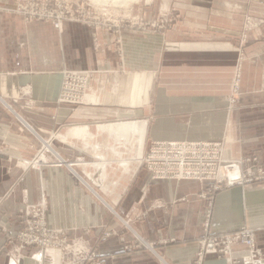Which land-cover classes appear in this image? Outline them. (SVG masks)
<instances>
[{"label":"crops","instance_id":"1","mask_svg":"<svg viewBox=\"0 0 264 264\" xmlns=\"http://www.w3.org/2000/svg\"><path fill=\"white\" fill-rule=\"evenodd\" d=\"M140 1L132 12L156 11L140 19L158 21L166 11L172 21L108 32L66 20L57 29L0 4L1 223L14 232L21 211L41 203L48 224L90 248L98 264H190L205 233L241 227L255 231L264 251V180L201 198L204 183L154 181L140 163L152 139L223 140L225 157L264 163V37L255 38L264 26L247 35L239 92L228 105L243 17H264V0ZM64 71L87 73L88 103H62ZM25 86L31 106L19 97ZM42 145L44 160L52 151L58 163L14 162ZM4 233L0 227V264H47L38 254L11 261ZM247 255L232 246L238 264H264ZM202 264L228 262L208 253Z\"/></svg>","mask_w":264,"mask_h":264},{"label":"built area","instance_id":"2","mask_svg":"<svg viewBox=\"0 0 264 264\" xmlns=\"http://www.w3.org/2000/svg\"><path fill=\"white\" fill-rule=\"evenodd\" d=\"M19 7L25 18L48 21L57 29L61 28L63 20L67 18V15L62 12L49 10L40 0H21ZM69 72H66L63 77L65 84L68 83L70 86L74 85L78 74ZM237 77L236 73L234 80ZM234 83L232 94L228 97L231 106L236 102L238 80ZM223 150L220 141L153 139L150 141L148 151L140 159V163L149 173L150 179L154 181L192 179L204 183L207 193L199 194L201 198L209 195L211 198L221 189L246 186L264 180V163H258L257 157L242 156L238 159H229L224 157ZM17 163L23 165L22 162ZM44 211V208L37 204L27 205L21 211L19 227L14 232H10L4 224L0 225L3 231L7 232L4 233L7 246L15 248L37 246L40 249L44 248L42 245L46 246V242L51 243L58 234L61 235L60 230H53L47 225ZM74 242L77 246H82L78 241ZM197 242L199 249L192 264H202L208 253L223 257L228 264H238L241 259L231 257V249L235 244L243 245L248 249V255L245 258L247 260L264 257L263 249L256 244L255 231L247 227L218 235L205 233Z\"/></svg>","mask_w":264,"mask_h":264},{"label":"rangeland","instance_id":"3","mask_svg":"<svg viewBox=\"0 0 264 264\" xmlns=\"http://www.w3.org/2000/svg\"><path fill=\"white\" fill-rule=\"evenodd\" d=\"M20 1L21 0H0V4L6 5V8L13 12H18L21 15L24 14L20 10ZM43 3L46 4V7L49 10H55L57 12H62L65 15H67V18L63 20H75V21H81L85 23H89V25L93 28H99L100 30L103 29L105 31H118L119 29H158L159 26L161 28H165L167 24H169L172 21V15L170 12L162 11L159 13L158 21L157 19H154L152 21H144L141 18L146 17V15L149 17H153V13L156 11L147 10L144 9V6H142L141 10H138L140 12H143L142 15L139 13L132 12V7L136 2H131L129 6L124 5H112L109 3H96L93 0H40ZM145 0H141L139 4L144 3ZM138 5V4H136ZM154 10V9H153ZM144 11H150V12H144ZM158 14V13H157ZM171 15V16H170ZM26 21H37V20H29L24 17ZM41 21V20H39ZM264 23V17L259 15H244L241 25V31L240 35L238 37L237 41V47H238V53H239V61L236 67V71L233 75L231 88L229 95L232 94V88L234 86V81L236 82L238 80V90L237 94L239 92L240 88V80H241V61H243L246 57L245 55V45L248 43V34L250 32L255 31L256 29L263 27ZM63 24V23H62ZM261 29L260 31H262ZM256 32V31H255ZM264 37V31L262 33H259L255 36V38H262ZM80 72V71H79ZM82 77L86 76V79H88V75L85 72H80ZM237 78L234 80L236 77ZM63 82L62 83V103L67 104H73V105H81L88 103L86 101V98H83V91L81 88V84H78L76 86L73 85H67L65 84V78L62 77ZM24 87V90L20 89L19 91V97L24 99L25 106H31L32 105V98L30 96L34 95L33 89L31 87ZM66 88V89H65ZM37 91V90H35ZM131 93V92H130ZM80 95V96H79ZM133 94L131 93L130 96ZM228 95V96H229ZM237 97V95H236ZM113 98V97H112ZM17 99H14L16 101ZM129 99L125 100L122 99L121 102L123 104H127ZM113 101V100H111ZM114 102V101H113ZM111 103V102H110ZM28 104V105H27ZM228 105H230L229 99H228ZM235 105V104H234ZM232 105V106H234ZM153 140V139H152ZM181 140V139H178ZM197 140H203V139H197ZM212 141H220L222 142L223 148H224V141L223 140H212ZM44 145L41 146V149L37 151L32 158H25L21 156L14 155L13 159L14 162H22L24 163V166H29L33 168H38V166L45 164V163H58L56 159L53 158L52 155H55V153L50 152L49 157H46V160H44L43 157V151ZM224 151V150H223ZM224 155V154H223ZM225 157V156H224ZM256 157V156H255ZM227 158V157H226ZM230 159V158H229ZM39 160V161H38ZM41 161V162H40ZM18 164V163H17ZM26 164V165H25ZM38 206H41L44 208V219L47 225L53 229V230H60L62 234H58L56 238L53 239V242L47 243L46 246L42 245L44 248H38L37 246H27L24 248H14L8 247L6 250L8 251V255H10L11 261L15 258H18L20 256H35L36 254L41 255L43 257V261H45L47 264H85L87 261H89V264H98L95 253L91 251L90 248L86 247L85 245L81 244L82 246H77L76 239L69 237L66 230L62 228H54L51 227L48 224L47 221V209L43 204L37 203ZM3 214L0 213V225L4 224L1 223V216ZM146 245V244H145ZM41 247V246H40ZM196 257V254H195ZM195 258L191 261L190 264L193 263ZM12 263V262H11ZM10 263V264H11Z\"/></svg>","mask_w":264,"mask_h":264},{"label":"bare ground","instance_id":"4","mask_svg":"<svg viewBox=\"0 0 264 264\" xmlns=\"http://www.w3.org/2000/svg\"><path fill=\"white\" fill-rule=\"evenodd\" d=\"M93 1H95L96 3H98V4H100L101 2L102 3H111L112 5H124L125 7L126 6H129L130 5V3L131 2H136V1H138V0H93ZM150 1V0H149ZM66 72H69V71H64L63 72V75H65V73ZM70 72H73V73H76V74H78V76L77 77H75V81H74V85L73 86H76V85H78V84H81V88H85V85H86V82H87V80H86V76L84 77H82V76H80V72L79 71H70ZM69 72V73H70ZM63 77V76H62ZM84 79V80H83ZM66 89V88H65ZM85 91V90H84ZM84 94L85 93H83V96H84ZM62 96L63 95H61V98H62ZM80 96V95H79ZM58 99H59V97H58ZM57 100V99H56ZM174 140H178V139H174ZM190 140H197V139H190ZM43 158V157H42ZM39 161V160H38ZM41 162V161H40ZM81 244V243H80ZM12 264V263H11Z\"/></svg>","mask_w":264,"mask_h":264}]
</instances>
